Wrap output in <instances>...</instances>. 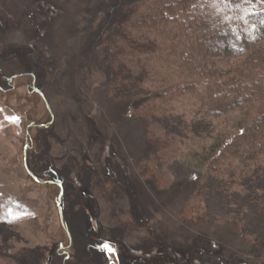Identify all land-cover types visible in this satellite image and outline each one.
Returning <instances> with one entry per match:
<instances>
[{
  "label": "rangeland",
  "instance_id": "1",
  "mask_svg": "<svg viewBox=\"0 0 264 264\" xmlns=\"http://www.w3.org/2000/svg\"><path fill=\"white\" fill-rule=\"evenodd\" d=\"M171 1L0 0V264H264V165L200 158L259 105L211 117L123 48Z\"/></svg>",
  "mask_w": 264,
  "mask_h": 264
},
{
  "label": "trees",
  "instance_id": "2",
  "mask_svg": "<svg viewBox=\"0 0 264 264\" xmlns=\"http://www.w3.org/2000/svg\"><path fill=\"white\" fill-rule=\"evenodd\" d=\"M156 5L151 7L153 13L142 11L139 18L127 25L131 26L130 30L138 29L139 38L123 48L136 57L143 55L147 61L152 60L150 53H155L148 44L155 47L160 44L163 48L159 45L156 48L160 59L152 60L153 64L158 63L157 68L169 66L172 79L177 82L196 78L188 87L178 83L176 91L189 92L199 109L211 117L258 104L254 113L242 115L233 124L231 132L210 142L200 158L209 165L221 162L233 176L241 174L244 167L248 170L261 167L264 165V50L258 44L264 41V2L173 0ZM140 39L145 42L140 44ZM161 48L165 54L159 52ZM234 58H247L246 67H214V59ZM249 59L254 68L247 67ZM147 64L140 63V71L148 73ZM157 68L149 70L158 76Z\"/></svg>",
  "mask_w": 264,
  "mask_h": 264
},
{
  "label": "snow or ice",
  "instance_id": "3",
  "mask_svg": "<svg viewBox=\"0 0 264 264\" xmlns=\"http://www.w3.org/2000/svg\"><path fill=\"white\" fill-rule=\"evenodd\" d=\"M225 3H228L230 2V0H224ZM261 2H264V0H261ZM0 215H11V216H14L15 215V212L13 209L9 208V209H4L3 205H0ZM104 249L107 250V251H112V249L110 248V246L105 243L103 245Z\"/></svg>",
  "mask_w": 264,
  "mask_h": 264
}]
</instances>
